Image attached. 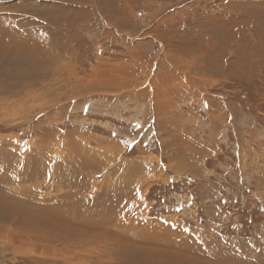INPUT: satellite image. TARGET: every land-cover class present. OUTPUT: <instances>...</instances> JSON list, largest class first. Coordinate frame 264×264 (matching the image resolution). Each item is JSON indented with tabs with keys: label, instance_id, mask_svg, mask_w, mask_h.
Here are the masks:
<instances>
[{
	"label": "rangeland",
	"instance_id": "obj_1",
	"mask_svg": "<svg viewBox=\"0 0 264 264\" xmlns=\"http://www.w3.org/2000/svg\"><path fill=\"white\" fill-rule=\"evenodd\" d=\"M262 4L0 0V190L100 235L7 198L0 264H264Z\"/></svg>",
	"mask_w": 264,
	"mask_h": 264
},
{
	"label": "bare ground",
	"instance_id": "obj_2",
	"mask_svg": "<svg viewBox=\"0 0 264 264\" xmlns=\"http://www.w3.org/2000/svg\"><path fill=\"white\" fill-rule=\"evenodd\" d=\"M262 6L264 7V4H262ZM261 7V6H260ZM32 39V38H31ZM3 40V39H2ZM3 44V43H2ZM2 45H0V47H1ZM2 48V47H1ZM0 48V49H1ZM3 51H4V49H3ZM2 51V52H3ZM29 52V51H28ZM1 55H3L2 53H1ZM4 56V55H3ZM1 57V56H0ZM33 57V56H32ZM93 158V157H92ZM90 160H92V159H90ZM101 161V160H100ZM97 162V161H96ZM42 170V169H41ZM38 171V170H37ZM40 174H41V172H40ZM37 176V175H36ZM42 176V175H41ZM44 176V175H43ZM121 179V178H120ZM119 179V181L121 182V180ZM28 181V180H27ZM26 182V181H25ZM24 182V183H25ZM34 182V181H33ZM117 182H118V180H117ZM123 182H124V180H123ZM37 183V182H36ZM35 184V183H34ZM24 185V184H23ZM27 185V184H26ZM25 185V186H26ZM32 185V184H31ZM36 185V184H35ZM34 185V186H35ZM39 185V184H38ZM126 187V186H125ZM83 188V187H82ZM25 189V188H24ZM31 190V189H30ZM121 190H123V189H121ZM22 191L23 190H21V189H17V191H16V193H10V192H8V191H5V190H0V203H2V204H0V205H2V207L6 210V211H4L5 212V214L7 213V211H8V215H9V213H12V214H16V216L17 217H20L21 216V213H19L18 211H17V209H13L12 208V206H10V201L7 203V201H6V199L7 198H9L10 200L11 199H17L18 201L19 200H22L23 202H24V204H25V207H23V208H28V206H29V209H33L34 210V213L32 214V216H35L36 217V215L37 214H42L43 216H44V218L42 219V221H43V223L45 224V225H51L52 224V222H55L56 224H57V226H58V228H60V229H62L64 232L63 233H61L60 234V237L62 238V239H64V240H56V244H57V246L59 247V245L60 244H64L63 245V248H65V249H69L70 247H71V249H72V253L74 254V253H77L78 252V250L80 249L81 250V247H84V246H87L88 244H89V241L90 240H93L94 238H97L98 236H100V235H98L96 232H94V226H91L92 224L89 222V221H83V220H81V219H74V217H70V218H67V217H59V216H57V215H54L51 211H49L48 210V206H42V205H39V204H37L38 205V208L37 207H35V205H34V199L35 198H33V197H29V196H22L21 195V193H22ZM109 194V193H108ZM125 194V193H124ZM107 196V195H106ZM111 198V197H110ZM124 198V197H123ZM122 198V199H123ZM126 198V197H125ZM37 199V198H36ZM75 199V198H74ZM118 199V198H117ZM127 199V198H126ZM115 200V199H114ZM128 200V199H127ZM6 201V202H5ZM35 201H37V200H35ZM109 201V200H108ZM118 201H120V199L118 200ZM122 201H125V200H122ZM21 202V201H20ZM22 202V203H23ZM77 202V201H76ZM78 203V202H77ZM112 203V202H111ZM13 204V203H12ZM45 204V203H44ZM119 204V203H118ZM15 205V204H14ZM77 205V204H76ZM87 205V204H86ZM120 205V204H119ZM53 206V205H52ZM21 207V206H20ZM56 207V206H55ZM68 207H70V205H69V203H66V208H68ZM22 208V207H21ZM22 208V209H23ZM41 208V209H40ZM105 208V207H104ZM21 209V210H22ZM3 210V209H2ZM73 210V209H72ZM87 210V209H86ZM58 211V210H57ZM93 211V210H92ZM91 211V212H92ZM107 211V210H106ZM124 211V210H123ZM59 212V211H58ZM81 212V211H80ZM109 212V211H108ZM93 214V213H92ZM121 214H123V212L121 213ZM120 214V215H121ZM76 217V216H75ZM91 217V216H90ZM95 217V216H94ZM6 218V217H5ZM12 218L11 217H9L7 220H2V221H4L3 223L4 224H6V225H10L9 224V222L8 221H10ZM21 219L22 220H24V216L22 215L21 216ZM1 220V219H0ZM94 220V219H93ZM135 220V219H134ZM33 223V224H32ZM112 223V222H111ZM130 223V222H129ZM27 224H30V225H32V227L35 225V224H39L38 222H36L35 220H33L32 218H30L28 221H26L25 222V225H24V227L25 226H28ZM103 224V221H102V223H101V225ZM114 226H116L117 228H119V229H125L126 228V224L124 223V221H123V219L122 218H117V219H115V221H114ZM146 225V224H145ZM103 226V225H102ZM114 226H112V228L114 229V230H116L117 228L116 227H114ZM35 228H36V226H34ZM110 227V226H109ZM34 228V229H35ZM36 230V229H35ZM28 231H30L29 230V228H28ZM124 232H127V233H130L131 232V230L130 229H125V230H123ZM33 232V231H32ZM111 232V231H110ZM117 232V231H116ZM31 233V232H30ZM35 233V232H34ZM151 234V233H150ZM38 235H39V237L41 236V237H43V239H42V241H39L43 246H45L46 248H47V245H45L46 244V240H52L53 238H54V235L52 234V233H50V232H48L46 229H43V230H41L39 233H38ZM85 237L87 238L86 240H85ZM114 237H116V238H125V236L123 237V236H114ZM163 238V237H162ZM137 239V238H136ZM139 239V238H138ZM20 240H22V238L20 239ZM23 240L26 242V245H28V242H27V240L25 239V238H23ZM153 240H154V238H153ZM160 240V239H159ZM162 240V239H161ZM18 241V240H17ZM147 240H145V242H146ZM151 242V241H150ZM158 242V241H157ZM156 242V243H157ZM85 243V244H84ZM160 243V242H159ZM53 245H55V244H52V246ZM147 245V244H146ZM94 246V245H93ZM148 247V246H147ZM22 248H24V247H22ZM55 248V247H54ZM170 248V247H169ZM25 249H29V246L27 247V248H25ZM58 249V248H57ZM92 249H93V247H92ZM97 249V248H96ZM159 250H161V249H159ZM159 250H157V253H158V251ZM148 251V250H147ZM168 251H170V250H168ZM153 252L154 251H152L151 252V254H153ZM164 252H165V250H164ZM147 253V252H146ZM160 253H161V251H160ZM170 253V252H169ZM148 254H150V253H148ZM147 254V255H148ZM165 254V253H164ZM165 255H167V254H165ZM164 255V256H165ZM169 255V254H168ZM167 255V256H168ZM166 256V257H167ZM152 257V256H151Z\"/></svg>",
	"mask_w": 264,
	"mask_h": 264
},
{
	"label": "trees",
	"instance_id": "obj_3",
	"mask_svg": "<svg viewBox=\"0 0 264 264\" xmlns=\"http://www.w3.org/2000/svg\"><path fill=\"white\" fill-rule=\"evenodd\" d=\"M261 212L264 213V202L258 201L257 207L254 209L248 207L245 213L240 215L239 220L243 218V225L245 226L252 225L259 220L258 214Z\"/></svg>",
	"mask_w": 264,
	"mask_h": 264
}]
</instances>
